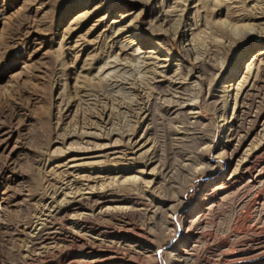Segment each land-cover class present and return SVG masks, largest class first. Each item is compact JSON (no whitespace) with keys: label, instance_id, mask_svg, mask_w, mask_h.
I'll list each match as a JSON object with an SVG mask.
<instances>
[{"label":"bare ground","instance_id":"obj_1","mask_svg":"<svg viewBox=\"0 0 264 264\" xmlns=\"http://www.w3.org/2000/svg\"><path fill=\"white\" fill-rule=\"evenodd\" d=\"M195 1L186 0L187 5ZM246 1L250 6L242 19L252 21L254 26H264V0ZM103 3L105 1L101 2L99 8ZM86 12L82 18L76 19L75 27L81 26L94 13ZM156 14V21L164 26H172L173 15H163L159 11ZM114 17L107 26L105 44H78L83 50L90 47L92 50L89 52L96 54L87 58L85 63L77 62L68 73L90 75L108 51H115L116 58L111 59L103 69L105 83L103 86L85 82L76 84L67 101L58 96L60 103L54 115L58 119L57 127L54 132L51 131L45 143L49 150L52 143L78 138L86 146L79 151L72 150L70 154L103 157L107 164L91 162V166L84 167V164L76 163L80 158H71L69 161L73 164L61 166L59 179L52 175L48 178L52 183L48 190L33 194L24 219L9 232L10 238L22 244V259L18 264H148L149 259L160 255L158 247L150 239L154 236L153 229L171 231L169 227L175 224L176 217L180 222V233L184 235L188 230L195 229L196 239L171 250L168 264H264V199L258 201L255 192L239 195L230 192L232 188H236V192L244 190L250 184H259L256 188H260L264 182V83L257 79L258 73H264V49L257 51V56L253 58L255 63L252 66L249 64L246 76L237 86L235 84L234 97L240 104L232 117L224 119L220 154L226 157L227 165L232 166L231 171L221 178L220 184L207 189V199H202L195 209L189 212L180 206L174 210L173 202L177 199L166 194L159 199L154 196L155 190L158 186L166 190L176 173L191 170L199 161V156L202 154V157L210 147L209 136L202 133L205 129L199 130L200 126L204 127L205 120L200 111H194L199 107V101L194 99L199 93L195 94L190 89L189 76L183 70L173 72L168 59L161 57L158 50L145 51L135 48L134 43H123L121 38L125 32L133 29V25L123 24L127 17L125 13ZM186 26L182 22L178 27L180 37L186 35ZM158 32L167 36L163 28ZM64 37L71 39L69 35ZM236 43L240 46L235 45V50L241 55L237 57L229 81L236 78L242 58L247 57L255 46L258 49L260 45L264 47V31H250ZM251 43H254L253 49L240 52L241 46L246 47ZM229 47L235 48L229 36L222 44L211 38L206 41L203 56L197 60L200 71L209 81L210 104L214 111L218 110L222 115L227 109L221 105L223 89L218 81L226 75L228 67L214 75L219 67L216 56ZM187 49L191 51L193 47ZM134 54L140 61V74H124L132 68L126 58ZM60 71L56 67L53 73L55 82H59ZM34 76L38 77L37 74ZM36 85H27L18 98L33 102ZM115 89L125 90L133 96L132 100L114 96L112 92ZM147 90H150L148 95ZM255 98L258 100L255 101ZM76 104L81 105L78 123L67 129L64 119L69 117ZM115 110L126 113L124 123L113 119ZM20 115L21 109L16 107L10 112L0 113V142L5 140ZM139 127L145 128V137L152 144L143 155L137 150L138 143L134 142ZM118 138L123 142H120L121 146H111L116 150L108 151L102 143ZM67 156V152L46 153L49 160ZM153 164L158 170L152 174V180H143L134 188L118 182L99 189L95 184L105 175L85 178L80 174L85 170L105 174L114 168L122 173L135 170L140 165ZM246 175L247 180L244 179ZM126 183L132 184L129 181ZM212 190H217L214 197L209 196ZM14 201L15 196L11 193L10 202ZM5 202V198H1L0 204ZM228 205L233 206L228 211V226L209 225ZM251 209L254 210V218L249 214ZM226 234H229L228 238ZM234 245L239 247L236 254L224 250L226 246Z\"/></svg>","mask_w":264,"mask_h":264},{"label":"rangeland","instance_id":"obj_2","mask_svg":"<svg viewBox=\"0 0 264 264\" xmlns=\"http://www.w3.org/2000/svg\"><path fill=\"white\" fill-rule=\"evenodd\" d=\"M104 1L105 3L99 8L101 2ZM249 6L246 0H196L191 5H187L186 0H149V2L148 0H0V113L10 112L14 107L21 109L20 118L6 134L5 140L0 142V201L1 198H5L6 201L3 205L0 204V264L20 263L21 254H23L22 244L10 238L9 232L13 231L16 225L24 219L33 194L41 193L51 187L52 183L48 180L51 175L59 179L62 175L59 173L61 166L65 163L72 165L73 163L69 160L76 157L80 158L76 163L84 164V167L91 166L92 164H89L91 162H100V165L107 164L104 163L103 157L88 158L90 156L70 154V151H79L86 146L78 138L65 140L64 143H52L49 150L45 143L51 131L54 132V128L57 127L58 119L54 115L60 103L58 96H62L67 101L76 84L85 82L103 86L105 83L103 69L111 59L116 58L115 51H108L90 75L81 76L77 72L68 73L77 62L85 63L87 58L96 54V52H89L92 50L90 47L83 50L78 44L82 42H87L88 46L95 43L105 44L107 26L115 19L116 14L125 13L127 17L123 24L133 25V29L125 32L124 37L121 38L123 43H134L135 48H140V50H158L161 57L168 59L173 72L183 70L185 75L189 76L190 89H193L195 94L199 93L194 97L199 101V107L194 111H200L205 120V125H202L205 128L200 126L199 130L205 129L202 133L204 132L209 136V141L211 140L209 142L211 148L206 149L202 157V154L199 156V161L191 170L176 173L177 176L166 190L159 188L160 186L156 184L158 187L154 196L160 199L165 194L169 195L168 197L177 199L173 202L174 210L182 206L189 212L195 209L202 199H207V189L220 184L221 178L227 176L232 169V166L227 165L226 157L220 152H222L221 141L224 137V119L232 117L235 108L240 104L238 100H235L234 86L235 84L237 86V83L246 76L249 64L252 66L255 63L253 58L257 56V51L264 49L263 45H260L259 49L258 46L254 47V43L246 47L241 46V53L246 49H253V47L254 49L247 57L239 58L241 60L235 74L236 78L229 81V75L238 60L237 57L241 55L235 50L240 46L235 42L250 31H264V26H254L252 21L247 22L242 19L243 14L248 12ZM86 11L94 13L88 16L81 26L75 27L76 19L86 15ZM156 11L163 15H173L172 26H164L160 21H156L154 18L157 15ZM182 22L187 25V33L180 37L177 29ZM161 28L166 30L167 36L158 32ZM67 35L71 36V39H65L64 36ZM226 36H229L234 47L237 46L234 49L229 47L216 56V63L219 67L214 76L228 67L226 75L218 81L223 89L221 105H224L225 110L227 109V112L222 115L218 110L214 111L213 105L210 104L209 81L200 71L197 60L203 56L207 40L212 38L222 44ZM190 47H193V50L187 49ZM136 54L126 58L132 68L124 74H140V61ZM56 67L61 69L59 82L53 80ZM33 74H37L38 77ZM257 79L264 83V73H258ZM30 84H37L34 101L29 102L26 98L19 99L18 94ZM148 93L150 90H147V95ZM112 94L123 96L126 101L133 98L123 89H115ZM255 99V101L258 100ZM80 108L81 105L76 104L69 117L64 119L67 129L77 125ZM117 111L115 110L113 119L124 123L127 119L126 113ZM118 139L105 140L102 143L107 146L108 151H112L116 150L111 147L113 144L119 145L123 142L120 138ZM147 139L145 128L139 127L134 142L138 143L137 150L141 155L150 150L152 145ZM48 152L53 155L67 152L68 156L49 160L46 157ZM110 170L105 174H97L90 170L82 171L80 174L85 178L105 175L95 184L99 189L118 182H121L123 186L134 188L143 180L151 181L152 174L158 168L156 164H153L140 165L135 167V170L122 171V173H119V169ZM247 177L248 175L244 179ZM127 181L132 184L128 185ZM242 181L240 179L239 182L242 183ZM81 182L86 183L85 180ZM250 185L242 189L243 191L236 192V188H232L230 192L238 195L255 192L258 195L257 200L261 202L264 199V182L262 183L263 189L262 187L256 188L259 184ZM216 192L217 190H212L209 196H216L214 194ZM11 193L15 196L13 203L10 202ZM232 207L231 205L225 206L209 222V225L227 227L228 211ZM252 213L254 214L253 209L249 214L253 215ZM179 223L176 217L175 224L169 227L171 231H163L161 228L153 229L154 236L150 239L153 245L158 247L160 255L149 259L148 264H168V253L171 250L184 245L186 241L196 239L195 229L188 230L182 235ZM225 237L228 238L229 234ZM224 250L230 254H236L239 247L226 246Z\"/></svg>","mask_w":264,"mask_h":264}]
</instances>
